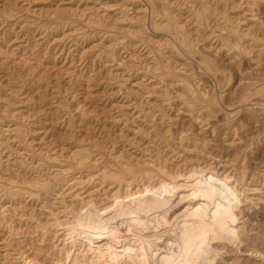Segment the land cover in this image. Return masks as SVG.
Here are the masks:
<instances>
[{"label":"rangeland","instance_id":"obj_1","mask_svg":"<svg viewBox=\"0 0 264 264\" xmlns=\"http://www.w3.org/2000/svg\"><path fill=\"white\" fill-rule=\"evenodd\" d=\"M177 206L198 264H264V0H0V264Z\"/></svg>","mask_w":264,"mask_h":264},{"label":"bare ground","instance_id":"obj_2","mask_svg":"<svg viewBox=\"0 0 264 264\" xmlns=\"http://www.w3.org/2000/svg\"><path fill=\"white\" fill-rule=\"evenodd\" d=\"M255 1V0H251ZM151 2V1H150ZM153 5V4H152ZM151 5L150 8V18L151 20L154 19L157 16V12L154 8V6ZM156 22V21H155ZM152 22L151 23H155ZM181 43V42H180ZM183 44V43H182ZM184 45V44H183ZM205 95V94H204ZM85 157V156H84ZM84 157H80L79 164L83 165ZM86 160V159H85ZM87 162V160H86ZM85 162V163H86ZM85 165V164H84ZM83 165V166H84ZM130 170V168H128ZM131 171V170H130ZM114 174V173H113ZM111 175V174H110ZM116 176V175H114ZM117 178V177H116ZM40 185V184H39ZM44 185H42L43 187ZM41 187V186H40ZM41 187V188H42ZM72 186H70L71 188ZM180 191V197H187L190 193V188L184 187ZM179 197V199H180ZM182 198V199H183ZM180 199V200H182ZM169 213L172 214V216L168 219H165L160 226H153V224L147 225L144 228H137L136 230H131L127 234L125 230V226L128 223V219L126 215L124 216L123 221L121 222L122 226V239H126L127 246L130 247L129 250H125V252L122 249H118L111 243H101L97 238H95V243L91 244L90 242H87L86 246H88L85 249V252L81 254V256L84 258L87 253L89 252L90 255L86 256L84 258L85 264H198L200 260V257L196 255V253L192 250H189L187 253H190V259L193 261L190 263L188 261V256L186 252H181L180 245L176 244L172 240L171 237H169V230L171 229V226H177L179 223L183 220V217L185 215V211L181 206H177L175 209H172L169 211ZM176 214H179L176 220H174V216H177ZM182 217V218H181ZM57 219V217L55 218ZM59 221V220H58ZM63 224V223H62ZM61 225L60 223L56 224V226ZM160 228L159 232L144 235L146 231H149L150 229L157 230ZM10 230V229H9ZM67 231V230H66ZM166 231V232H165ZM78 232L80 236L83 237V231L81 229L74 230L73 233ZM133 236H135L133 238ZM163 238L167 239V242L169 243L168 249L164 250L165 254L162 255V257L158 258L157 252H159L157 249L159 247V241ZM83 239V238H81ZM84 239L82 240V242ZM97 241V242H96ZM105 246L102 248V246ZM118 249V250H117ZM83 250H81L79 253H81ZM77 252V254H78ZM89 258V262L87 263L86 259ZM188 261V262H186ZM81 263V262H80Z\"/></svg>","mask_w":264,"mask_h":264}]
</instances>
